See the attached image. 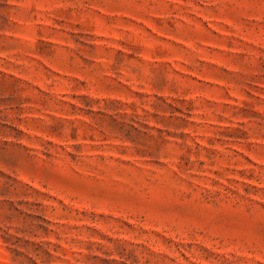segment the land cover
Returning <instances> with one entry per match:
<instances>
[{
	"label": "rangeland",
	"instance_id": "rangeland-1",
	"mask_svg": "<svg viewBox=\"0 0 264 264\" xmlns=\"http://www.w3.org/2000/svg\"><path fill=\"white\" fill-rule=\"evenodd\" d=\"M0 264H264V0H0Z\"/></svg>",
	"mask_w": 264,
	"mask_h": 264
}]
</instances>
